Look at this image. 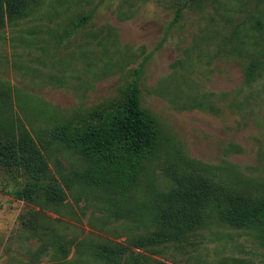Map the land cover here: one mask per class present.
Returning a JSON list of instances; mask_svg holds the SVG:
<instances>
[{"label": "rangeland", "instance_id": "1", "mask_svg": "<svg viewBox=\"0 0 264 264\" xmlns=\"http://www.w3.org/2000/svg\"><path fill=\"white\" fill-rule=\"evenodd\" d=\"M86 15L92 16L58 42L53 34ZM259 18L264 21V0L205 2L187 9L174 26L171 0H44L29 16L0 28V87L10 86L14 101L18 94L27 96L67 119L108 104L131 69L149 57L141 81L143 105L177 146L190 158L212 165L231 162L264 179V77L253 87L245 84V57L231 40L241 27L262 42ZM206 29L218 38L195 48ZM222 91H237L244 106L231 109L211 96L223 106L220 114L185 108L193 98ZM15 113L23 115L17 105ZM62 151L68 168H85L86 161L72 150ZM14 189L13 180L0 173V264H104L80 254L75 245L63 256L60 240L128 243L135 233L128 220L107 221L98 208L101 201L88 189L76 186L65 203L47 206L18 199ZM28 217L39 229L24 225ZM201 232L192 245L132 250L165 264H211L235 256L264 264V242L253 235L223 227Z\"/></svg>", "mask_w": 264, "mask_h": 264}, {"label": "trees", "instance_id": "2", "mask_svg": "<svg viewBox=\"0 0 264 264\" xmlns=\"http://www.w3.org/2000/svg\"><path fill=\"white\" fill-rule=\"evenodd\" d=\"M171 1L174 26L187 9L225 0ZM43 3L0 0V28L29 16ZM89 16H80L62 34L53 35L63 42ZM259 23L264 28L260 18ZM218 36L206 29L194 47L201 48L202 41H214ZM256 38L241 27L231 35L236 53L245 57L244 81L248 87L264 77V35H260L262 42ZM148 58L131 69L119 95L108 104L86 113L77 111L67 119L27 96L18 94L14 101L12 88L0 87V173L15 183L14 196L44 206L62 205L77 186L98 196L102 203L98 208L106 213L107 221L124 219L134 224L135 233L128 243L90 237L66 243L60 240L65 257L75 245L80 254L104 264H165L132 248L156 252L164 243L184 247L195 244L201 231L221 227L245 231L264 242V179L245 174L231 162L212 165L190 158L177 146L143 105L141 81ZM237 94L204 93L185 108L220 114L223 106L214 102L219 96L224 105L240 109L244 101ZM16 105L23 115L15 113ZM64 149L86 161L85 168H68L60 158ZM24 225L39 229L31 217L25 218ZM211 264L258 263L235 256Z\"/></svg>", "mask_w": 264, "mask_h": 264}]
</instances>
